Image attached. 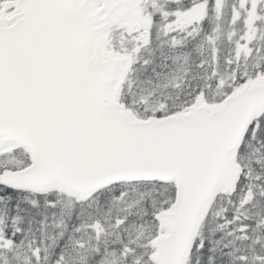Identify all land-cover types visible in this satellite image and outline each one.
<instances>
[{
  "label": "snow or ice",
  "instance_id": "snow-or-ice-1",
  "mask_svg": "<svg viewBox=\"0 0 264 264\" xmlns=\"http://www.w3.org/2000/svg\"><path fill=\"white\" fill-rule=\"evenodd\" d=\"M0 264H264V0H0Z\"/></svg>",
  "mask_w": 264,
  "mask_h": 264
}]
</instances>
